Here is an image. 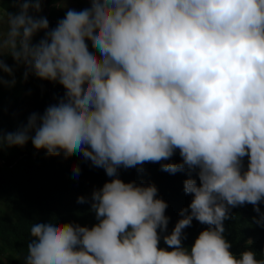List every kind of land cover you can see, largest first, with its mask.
I'll return each instance as SVG.
<instances>
[{
  "label": "clouds",
  "instance_id": "obj_1",
  "mask_svg": "<svg viewBox=\"0 0 264 264\" xmlns=\"http://www.w3.org/2000/svg\"><path fill=\"white\" fill-rule=\"evenodd\" d=\"M60 1L8 0L14 12L0 3V87L10 56L24 80L64 89L43 115L0 133V150L31 140L49 156L82 154L113 179L91 194V228L79 205L84 227L32 224L24 264H264V234L237 250L227 236L230 209L245 204L236 215L264 229V0H89L79 11ZM49 7L67 10L52 29ZM177 149L179 163L161 164L189 176L172 187L177 203L129 172L115 178Z\"/></svg>",
  "mask_w": 264,
  "mask_h": 264
},
{
  "label": "trees",
  "instance_id": "obj_2",
  "mask_svg": "<svg viewBox=\"0 0 264 264\" xmlns=\"http://www.w3.org/2000/svg\"><path fill=\"white\" fill-rule=\"evenodd\" d=\"M76 1L77 11L90 7L89 0ZM10 12L14 10L10 8ZM66 12L49 7L43 16L49 22V29L55 28ZM43 37V31L37 33L32 43H38ZM93 51L99 56L98 51ZM2 59L14 69L12 76H5L6 83L13 79L16 82L11 87H0V133L6 135L26 125L31 114L43 115L49 103L56 104L64 96V89L57 83L49 82L47 91L48 81L39 80L33 75L24 80L23 66L16 67L10 56ZM163 163H179V150L169 160L144 163L143 171L121 167L115 178L129 172L136 179L137 186L154 185L157 199L177 203L180 193L172 187L177 178L185 181L189 176L186 172L171 174L162 171ZM73 166L79 167L78 176L73 174ZM194 177L195 174L191 176L192 179ZM112 179L102 168L93 166L79 153L65 156L61 152L59 156H49L44 150H35L31 140L23 147L9 148L5 145L0 150V264H24L27 244L31 242L30 227L34 223H45L57 217L59 224L72 223L84 227L83 222L87 221L88 215L77 205L93 216L95 223L89 228L95 225V214L90 211L91 194ZM78 197H84L87 202L78 203ZM249 206L251 204L230 209L229 215L234 219L229 223L227 236L233 250L256 248L263 237L264 229L250 228L236 215Z\"/></svg>",
  "mask_w": 264,
  "mask_h": 264
},
{
  "label": "rangeland",
  "instance_id": "obj_3",
  "mask_svg": "<svg viewBox=\"0 0 264 264\" xmlns=\"http://www.w3.org/2000/svg\"><path fill=\"white\" fill-rule=\"evenodd\" d=\"M0 3H2V6H3L5 9H7L9 12H10V8H11L12 10L17 11V9L13 8V7L8 3V0H0ZM43 3H44V0H43V2H42V5H43ZM42 5H41V8H42ZM60 7H61V8L66 7V1H65V0H61V1H60ZM39 13H41V11H40ZM30 14H34V16L37 15V13H32V12H30ZM4 27H5V30H6V27H7L6 23H5ZM38 33H39V32H38ZM2 75H3L2 79L5 78V75H6V74L3 73ZM3 81H4V79H3ZM14 85H16V82H15ZM2 87H6V81H5V83L2 85Z\"/></svg>",
  "mask_w": 264,
  "mask_h": 264
}]
</instances>
